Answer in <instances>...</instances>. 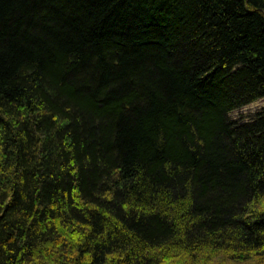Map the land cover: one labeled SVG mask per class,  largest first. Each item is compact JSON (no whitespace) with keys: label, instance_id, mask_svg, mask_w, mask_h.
<instances>
[{"label":"trees","instance_id":"obj_1","mask_svg":"<svg viewBox=\"0 0 264 264\" xmlns=\"http://www.w3.org/2000/svg\"><path fill=\"white\" fill-rule=\"evenodd\" d=\"M264 0H0V264H264Z\"/></svg>","mask_w":264,"mask_h":264},{"label":"rangeland","instance_id":"obj_2","mask_svg":"<svg viewBox=\"0 0 264 264\" xmlns=\"http://www.w3.org/2000/svg\"><path fill=\"white\" fill-rule=\"evenodd\" d=\"M262 110H264V98L231 112L230 117L235 121L250 120Z\"/></svg>","mask_w":264,"mask_h":264}]
</instances>
